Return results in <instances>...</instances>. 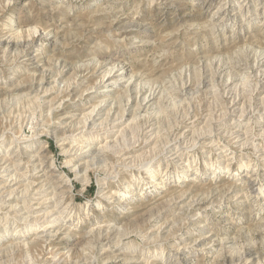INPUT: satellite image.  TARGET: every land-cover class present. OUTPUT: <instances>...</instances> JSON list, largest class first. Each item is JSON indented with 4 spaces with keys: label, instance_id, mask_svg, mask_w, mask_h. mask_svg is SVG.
I'll return each instance as SVG.
<instances>
[{
    "label": "rangeland",
    "instance_id": "rangeland-1",
    "mask_svg": "<svg viewBox=\"0 0 264 264\" xmlns=\"http://www.w3.org/2000/svg\"><path fill=\"white\" fill-rule=\"evenodd\" d=\"M0 264H264V0H0Z\"/></svg>",
    "mask_w": 264,
    "mask_h": 264
},
{
    "label": "clouds",
    "instance_id": "clouds-1",
    "mask_svg": "<svg viewBox=\"0 0 264 264\" xmlns=\"http://www.w3.org/2000/svg\"><path fill=\"white\" fill-rule=\"evenodd\" d=\"M97 207H99L101 209V211H107L109 209L105 208L103 205H97Z\"/></svg>",
    "mask_w": 264,
    "mask_h": 264
},
{
    "label": "bare ground",
    "instance_id": "bare-ground-1",
    "mask_svg": "<svg viewBox=\"0 0 264 264\" xmlns=\"http://www.w3.org/2000/svg\"><path fill=\"white\" fill-rule=\"evenodd\" d=\"M35 33V32H34ZM262 63V62H261ZM245 79V78H244ZM18 88V87H17ZM177 94V93H176ZM45 95V94H44ZM146 101V100H145ZM92 117V116H91ZM87 119V118H86ZM257 122V121H256ZM209 123V122H208ZM217 138V137H216ZM177 140V139H176ZM16 141V140H15ZM133 156V155H132ZM143 162V161H142ZM134 163V162H133ZM71 164V163H70ZM9 170V169H8ZM66 195V194H65ZM127 195V194H126ZM184 195V194H183ZM182 195V196H183ZM57 208V207H56ZM11 217V216H10ZM13 217V216H12ZM95 259V258H94Z\"/></svg>",
    "mask_w": 264,
    "mask_h": 264
}]
</instances>
